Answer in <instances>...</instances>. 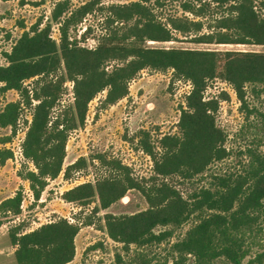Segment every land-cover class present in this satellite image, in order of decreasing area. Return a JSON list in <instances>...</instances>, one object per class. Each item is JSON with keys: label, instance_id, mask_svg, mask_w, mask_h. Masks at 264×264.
<instances>
[{"label": "trees", "instance_id": "1", "mask_svg": "<svg viewBox=\"0 0 264 264\" xmlns=\"http://www.w3.org/2000/svg\"><path fill=\"white\" fill-rule=\"evenodd\" d=\"M72 1L58 0L52 10L60 42L51 35V21L44 27L38 21L22 33L10 51H3L6 63L0 57V96L9 90L21 96L0 110V127H11L14 134L23 111L32 109L23 142L26 161L18 175L29 181L35 201L40 200L49 180L63 170L65 177H70L73 170L87 166L88 159L82 156L64 169L66 145L70 133L85 124L89 104L99 93L106 90L101 104L111 105L129 95L130 82L143 69H172L175 77L190 80L193 88L182 108L179 134L164 135L160 151L143 144L153 158L154 174L139 179L119 159L99 153L92 159L107 167V173L95 184L82 183L65 191L63 198L87 204L98 196L102 208L107 209L129 190L138 189L148 208L132 214H105L108 235L127 252L136 246L132 263L154 264L143 247L171 240L194 216V223L171 243V264H264V247L256 249L254 245L264 214V139L260 147L240 151L244 156L240 169L214 171L209 175L210 184L191 193L176 183V179L184 184L207 176L211 167L232 156L227 134L216 123L220 96H206L208 84L219 78L229 82L249 120L257 109L248 102V87L254 94L264 93V52L146 44L148 40H175V31L184 35L195 30L199 33L192 38L199 43L264 45V0H156L157 6L179 1L184 12L197 16H205L212 5L223 9L221 15L215 14L213 30L207 33L201 31L203 21L187 16L171 18L169 27L146 4L148 0L112 5L105 31L94 48L82 45L71 31L102 0H90L75 9ZM111 62H115L113 67L107 69ZM35 78V86L30 88L27 81ZM68 80L74 83V101L56 111ZM222 94L224 100L229 98L226 92ZM11 139L9 135L0 142L7 144ZM14 155L11 148H0V165ZM28 162L34 168L27 166ZM24 197L21 186L0 201V226L22 214ZM79 230L77 223L65 217L29 231L24 220L12 224L9 235L17 264L71 262ZM116 264H129L122 252L116 253Z\"/></svg>", "mask_w": 264, "mask_h": 264}, {"label": "rangeland", "instance_id": "2", "mask_svg": "<svg viewBox=\"0 0 264 264\" xmlns=\"http://www.w3.org/2000/svg\"><path fill=\"white\" fill-rule=\"evenodd\" d=\"M58 0H0V57L3 63L6 58L3 51H10L18 38L25 30L40 21L44 27L52 22L51 35L60 42L59 25L52 21V10ZM90 0H73L72 9ZM135 0H102L95 5L82 22L72 28L71 35L77 38L84 46L94 48L99 44L100 37L105 31V19L110 15V7L116 4H126ZM147 5L152 7L159 19L168 24L175 16H187L193 20L203 21L202 33H207L213 28L214 16L221 15L223 9L212 5L205 16H197L190 12H184L180 2H167L164 6H157L156 0H148ZM217 11V13L215 12ZM264 13V10H263ZM86 29H88L86 31ZM86 37L82 35L85 33ZM195 30L188 34L174 32L175 40L147 41V45L160 48H201L219 50H254L264 52V45L257 44H217L199 43L193 41ZM115 62H111L107 69H111ZM35 79L27 81L30 88L35 86ZM66 92L58 109L63 104L74 101V83L68 80L65 84ZM190 80L175 77L172 69L159 70L154 68L143 69L131 82L129 95L114 104L103 106L102 100L107 91L99 93L89 104L86 122L75 129L69 135L66 145V157L64 169L85 156L87 166L75 169L70 177H65L63 172L55 179H50L39 201H35L30 189L29 181L18 175L22 164L26 161L19 154L27 132V121L31 120L32 109L27 107L19 120L17 130L13 134L11 127H0V141L3 137L12 135L7 144L0 142V148H13L14 158L0 165V200L14 195L16 190L23 186L24 201L23 212L9 222L0 226V264H17L15 247L11 242L9 228L12 224L25 221L26 230H33L44 223L67 218L70 222L77 223L80 230L75 238L76 255L67 264H116V253L122 252L125 259L132 263V258L137 250L135 245L130 251L123 249V244L113 240L107 232L105 214L115 215L132 214L149 207L147 199L138 189L129 190L120 200L104 209L98 196L87 204L81 202H68L63 198L65 191L82 183H96L97 179L107 173L108 168L102 166L99 161L92 159L99 153L107 154L108 158H115L132 169L133 175L139 179L148 178L154 174L153 158L145 151V142L160 151V139L166 134H179L178 126L182 108L186 107V96L192 90ZM226 92L229 98L224 100ZM206 96H220V106L216 114V123L227 134L226 145L233 151L232 156L215 164L207 172V176L192 181L176 179L178 187L185 193H191L197 187L208 185L212 181L209 177L212 172L235 171L241 168L244 156L240 151L247 147H260V141L264 139V93L254 94L252 87H248V102L257 112L249 120L240 109L241 102L238 99L233 86L219 78L210 81ZM225 97V95H224ZM21 98L16 90L8 91L0 96V110L7 102ZM262 149V148H261ZM34 168L31 162L27 163ZM194 216L177 229L175 237L162 244H153L143 247V253L153 263L168 261L171 264V243L184 233L193 223ZM262 231L255 237L256 249L264 247V214L260 218ZM260 243V244H258ZM190 262V261H189Z\"/></svg>", "mask_w": 264, "mask_h": 264}, {"label": "built area", "instance_id": "3", "mask_svg": "<svg viewBox=\"0 0 264 264\" xmlns=\"http://www.w3.org/2000/svg\"><path fill=\"white\" fill-rule=\"evenodd\" d=\"M11 149L14 150L13 148H11ZM19 149H20L19 154L24 158L22 146H20ZM14 153H15V151H14Z\"/></svg>", "mask_w": 264, "mask_h": 264}, {"label": "crops", "instance_id": "4", "mask_svg": "<svg viewBox=\"0 0 264 264\" xmlns=\"http://www.w3.org/2000/svg\"><path fill=\"white\" fill-rule=\"evenodd\" d=\"M9 91H11V90H9ZM11 196H12V195H11ZM5 198H6V197H5ZM2 199H4V198H2ZM2 199H1V200H2ZM1 200H0V201H1Z\"/></svg>", "mask_w": 264, "mask_h": 264}]
</instances>
